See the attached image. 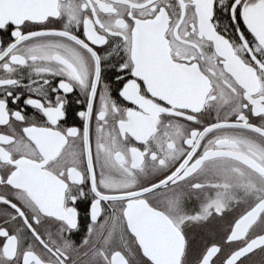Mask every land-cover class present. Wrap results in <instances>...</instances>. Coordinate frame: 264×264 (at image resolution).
Segmentation results:
<instances>
[{
  "label": "snow or ice",
  "instance_id": "snow-or-ice-1",
  "mask_svg": "<svg viewBox=\"0 0 264 264\" xmlns=\"http://www.w3.org/2000/svg\"><path fill=\"white\" fill-rule=\"evenodd\" d=\"M0 264H264V0H0Z\"/></svg>",
  "mask_w": 264,
  "mask_h": 264
}]
</instances>
